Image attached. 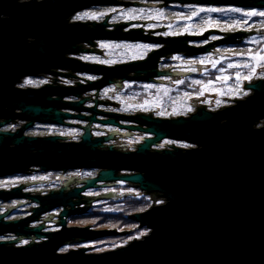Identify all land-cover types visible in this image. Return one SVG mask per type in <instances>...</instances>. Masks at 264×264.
I'll return each mask as SVG.
<instances>
[{"label":"water","instance_id":"1","mask_svg":"<svg viewBox=\"0 0 264 264\" xmlns=\"http://www.w3.org/2000/svg\"><path fill=\"white\" fill-rule=\"evenodd\" d=\"M138 1L0 0V178L32 167L96 170L89 178L70 176L58 190L43 195L23 193V186L0 190L3 202L26 199L0 212V236L14 235L11 240H0V264H264V77L243 84L249 93L227 106L215 110L198 106L176 117L105 112L97 109V99L87 107L83 103L89 98H80L111 83L117 87L122 81L162 84L163 77L197 75L193 69H159L160 59L177 53L191 57L220 45L240 44L253 34L263 35L264 29H209L202 34L162 37L141 28L124 31L131 22L109 24L108 15L99 22L71 20L75 13L93 7L177 4L264 9V0ZM212 34L220 37L200 46L190 44ZM97 41L160 46L144 59L111 66L75 57L91 53ZM77 73L100 77L73 85L57 83L59 77L77 78ZM43 75L53 76L51 83L17 86L25 76ZM63 118L87 122L79 127L83 132L78 141L23 134L34 121L77 126L64 123ZM17 119L25 123L14 131L1 130ZM93 122L116 129L92 137ZM139 133L142 137L132 149L109 143L116 136L134 138ZM163 140L189 146L158 147ZM119 181L150 195L154 202L162 199L163 203L130 215L147 234L101 252H90L88 247L58 252L73 239L86 242L132 232L66 227L65 217L83 213L94 200L115 194L107 191L88 197L83 192L117 186ZM28 200L36 204L29 216L5 220ZM57 207H61L55 220L60 230L41 232L44 224L28 226L38 215ZM23 239L29 242L18 245Z\"/></svg>","mask_w":264,"mask_h":264},{"label":"rangeland","instance_id":"2","mask_svg":"<svg viewBox=\"0 0 264 264\" xmlns=\"http://www.w3.org/2000/svg\"><path fill=\"white\" fill-rule=\"evenodd\" d=\"M138 3H143V4H158L155 2H148L144 0L138 1ZM175 7L181 8L184 10H189V11H180L178 12L175 16L172 17L169 13V10H175ZM220 7H231V8H237V7H232V6H202V5H177V4H172V5H166V6H160V5H142L139 4L137 6H105L102 8H89L83 11H79L75 13L72 17V21H102L105 16L108 15V19L110 21H118L120 19L126 18V17H131L140 20L145 19V29H153V28H160V27H165L163 28V33L166 35H176V34H202L204 31L209 30V29H216L221 32H232V31H238L241 30L237 28V25L234 23L232 24V28H229V24L225 25L221 20H218V17H213L215 13L218 14H225L228 11L231 10H225L223 12L220 11H207V9L215 8V9H220ZM200 9H205V11H200ZM242 11L240 12L241 14L245 15V13L252 12V11H257V12H264V9H243L239 8ZM143 11L144 15H137L139 11ZM88 13L89 15L84 16L83 19H74L78 14H84ZM195 13V14H194ZM246 16V15H245ZM112 18V20H111ZM248 18V17H247ZM221 19V18H220ZM149 20H153L152 23H150ZM140 26V23L136 24ZM143 26V25H142ZM249 31V28L242 29ZM161 32V29L155 30L153 32ZM148 33V32H145ZM150 34V33H149ZM152 35V33H151ZM254 35L249 36L245 40H250V42H255L258 40V37H255L254 39L252 38ZM220 37V35L215 34L212 35V37ZM252 38V39H251ZM242 43V42H241ZM240 43V44H241ZM99 44L101 46L96 45V49H98V46L102 49H106V53L108 54V51L110 48H113L110 41H101ZM153 45V46H152ZM153 43H145V47L142 44H119L117 47L124 46V50H121L118 48L117 53L121 55V57H124L125 55L132 54V57H141L143 54L147 53L151 48L154 47ZM233 46L236 44H224L220 46ZM87 44H84L83 47H87ZM160 46V45H159ZM220 46L215 47L208 53L196 55V56H191V58L186 57V56H181V55H171L166 57H162V61L159 62V69H170V70H189L193 69L199 73H206L210 69H214L217 65H219L221 62L225 63V67L222 68H227L229 65L234 64H239L241 59L237 61H230L231 58H234V56L239 57L240 53L239 50L237 52L236 49H232L231 51H220ZM153 50V49H152ZM214 51L216 54H214ZM150 52V51H149ZM231 52V53H230ZM260 53L261 55H264V51L261 49H257L254 52H250L248 56H250L249 61H245V63H241L242 65L248 64L249 67L245 68V72L241 73L239 76V79L236 78L233 80L234 85H229L230 81L232 80L231 74H228L226 72L221 73V77L217 80H211L208 79L206 83H202L201 89L198 93H196L193 96L185 98V103L184 107L179 109L178 107L181 106L180 99H177L175 95H173L172 92L177 90V87L182 86L186 80H184L187 76L184 77H163L162 79L164 82L162 84H156L155 86L151 84L152 90H156L155 96L154 95H147L143 98L136 99L132 104V109H134L135 105L138 104L140 108H142L145 112L151 113L153 116L157 117H170V113L167 108H174L175 110H181V113H184V115H187L194 110H196V107H201L205 105L206 108L215 110L224 106H227L231 103H233V99H238L242 98L245 96L243 93L247 92L249 93V90L244 89L243 84L252 82L258 78H263L264 77V61H261L257 63L256 60H253L252 57L256 54ZM203 55V56H201ZM76 58H81L84 60L86 57L84 53L75 55ZM166 60H170L169 62ZM166 64V65H165ZM215 65V66H213ZM164 66H166L164 68ZM255 66V73L252 75L251 79H244V77L248 76L251 73L252 67ZM33 81V85H38L41 83L42 80L40 79H30ZM74 79H71V81ZM194 80V79H193ZM76 81V80H74ZM73 81V82H74ZM78 82V81H77ZM197 82V81H196ZM72 83V82H71ZM75 84V83H74ZM21 85H24L23 83ZM73 85V84H71ZM154 88V89H153ZM240 90L237 92V90ZM223 97H226L228 99H225ZM230 99V100H229ZM221 101L220 105L217 106V101ZM165 109V110H164ZM180 112V111H179ZM137 136V135H136ZM139 137H142V134L139 133ZM135 137V136H134ZM124 142H132L133 144L138 142L134 138H123ZM124 142L120 143L124 144ZM163 143H171L169 140H163L161 141ZM177 143V142H175ZM177 146H182L185 147V145H188L186 143H183V145H180L179 143L176 144ZM189 146V145H188ZM187 146V147H188ZM24 179H21L22 181ZM6 183V181L2 180L0 181V186L2 184ZM107 191H112L115 192L113 194V198L110 199H102L98 200L97 203L101 204L100 208L101 210L106 211L111 210V208H115L118 206V204L123 203V198L126 197H131L132 198H141L146 202V208L151 206V204L159 203L162 201V199H158L157 201H152L150 198V195H145L143 194L138 188L134 187H129L124 185L123 182H117V186H113L110 188H102L98 189V193H105ZM24 200H21L23 202ZM20 202V201H18ZM114 202V203H113ZM26 204V203H25ZM9 207V206H8ZM145 208V209H146ZM143 209V210H145ZM142 210V211H143ZM108 213H106L107 215ZM104 219V217H103ZM132 220V219H131ZM133 221V220H132ZM134 222V221H133ZM135 225V226H134ZM134 225L126 230H132L131 233H126L123 235H119L118 237L113 238L112 243H106L102 242L100 240L94 241V242H87L85 243V246H92L89 247L92 252H101L104 250L112 249L117 246H121L125 244V242H128L132 239H135V237H142L140 236L141 232H146L147 229L145 227L138 228V224L134 222ZM136 227V228H135ZM118 231V230H117ZM123 231V230H119ZM130 237H133L130 239Z\"/></svg>","mask_w":264,"mask_h":264},{"label":"flooded vegetation","instance_id":"3","mask_svg":"<svg viewBox=\"0 0 264 264\" xmlns=\"http://www.w3.org/2000/svg\"><path fill=\"white\" fill-rule=\"evenodd\" d=\"M97 8H102V7H97ZM137 15H144V12L140 10ZM149 21L150 23H152L151 20ZM125 22H131V23L130 25H128L127 27L123 29L124 31L130 30V29L141 28L144 31V33L145 32H148L150 34L152 33L153 36L166 37V36L183 35V34L166 35L163 33L164 31L163 29H161V32L160 31L153 32L154 30H157V28L145 29L144 27L145 19L139 21L138 19L131 18L129 16L126 18L120 19L118 21H110L108 19L109 24H120V23H125ZM138 23H140V26L136 25ZM212 35H215V34H212ZM212 35H210L209 38L205 41L191 42L190 44L196 45V46L204 45L210 41L215 40V39H212ZM100 42L101 41H97L94 46L93 51L91 53H84L86 57L84 58V60H82L81 58L80 60L88 62V63H97L101 65L111 66V65H115L119 63L129 62L132 60L144 59L149 53V51L159 47V45H154L153 48H151L146 54L144 53L143 56L141 57L133 58L132 54L130 53L129 55H126L127 56L126 58V56L121 57V55L117 53L118 48L121 50H124L125 47L124 46L117 47V45L128 43V45L142 44L145 47V42L110 41L113 48H110V50L108 51V54L105 52L106 51L105 48L101 49L99 47L101 46V44H99ZM96 45H99L98 50L95 48ZM175 55L185 56L183 53H177ZM160 61H162V59H160ZM166 61L169 62L170 60H166ZM76 77L77 78L59 77L57 83L61 85H71V84L76 83L77 81L85 83L87 80H96L100 76L77 73ZM35 78L42 80L41 83L38 85L25 84L26 80L35 79ZM52 79H53V76H50V75H43V76H37V77L25 76L22 78L20 83H17V86L23 87V88L24 87H35L36 88V87L45 85L47 83H51ZM71 79H74L76 81L74 80L71 81ZM22 83L24 84L23 86H21ZM121 84H122L121 87H117L114 83H111L107 86L102 87L98 91L91 90V91H87L81 94L80 98H84V97L89 98V100L83 103V106L91 107L95 105L93 100L97 99V103H96L97 109L105 111V112H114V113H121V114H134L136 112H145L142 108H140V106H138V104H136L134 109H132L131 103H133L136 98H140L138 96L140 92H137L136 88L141 87L145 91V86L151 85L153 83L141 82V81H122ZM63 122L75 124L77 126L76 127L68 126L66 124L57 125V124L40 123V122L34 121L30 127L25 129L23 134L26 136H36V137L57 135L60 137H67L66 138L67 141H78L80 139L79 137L81 133L83 132L79 127L85 125L87 122L79 121V120H70V119H65V118H63ZM119 122L124 123V124L127 123L124 121H119ZM24 123L25 121H20L17 119L15 122L12 121L9 124L2 127L1 130L14 131L17 128L21 127ZM114 129L116 128L112 126L101 125L95 122L91 124L92 137L104 135L106 134L105 131H110ZM117 130L119 132H125V130L123 129H117ZM122 142H124V139L120 136H116L115 139L110 141L109 143L119 145ZM127 142L128 141H125L124 143L126 144ZM95 174H96V170H92V169H76V170H68V171L62 172V171H41L39 167H32L27 172L17 173V174H13V175L0 178V181L2 180L6 181V183L0 186V190H11L12 188L17 187V186H23L21 190V192L23 193H29L31 195H34V194L43 195L51 190H58L60 186H62V183L70 176H75V177L78 176L80 178H89V177L95 176ZM33 177H35V179H32ZM21 179H24V180L20 181ZM71 187H73V185H71ZM97 191L98 189H88L82 194L84 196L94 197L100 194ZM22 200H26V199H22ZM98 200L99 199L94 200L90 204V207L85 212L72 215L69 217H65L66 227H77V228L88 227L90 231H96V230H102V229H108V230L113 229V230H118V231L122 230V229H117L115 227L102 226L104 222L103 217L106 216L107 212L99 209L101 204L97 203ZM18 201H21V200L16 199V200H11L9 202H3L0 200V212H3L8 206L16 205ZM35 206H36L35 203L28 200L26 201V204L16 207L14 210H12L10 214L5 218V220H14V219H21V218L27 217L32 213V209ZM83 206L84 204H81L77 206V208L80 210ZM60 210H61V207H57L48 212L42 213L38 215L36 221L28 223V226L33 227V226H37L40 224H44V227L42 228L41 232L58 231L61 229V226L59 225V223H56L55 220L59 219L58 214ZM49 216H50V219L46 220V217H49ZM0 237L3 238L0 240H11L13 239L14 235L5 234ZM115 237H118V236H105V237H101V238L86 241V242H79V241H76L78 239H73L72 241H69L66 244H64L62 247H60L58 252H65V251H61V249H65V248L68 251L70 249L87 247L85 246V243L94 242L98 240L102 242H106V243H112L113 238ZM40 240L42 239H39L38 241ZM25 241H27V243L29 242V240L23 239L18 243V245L26 244L24 243ZM89 251L92 252L91 249Z\"/></svg>","mask_w":264,"mask_h":264},{"label":"trees","instance_id":"4","mask_svg":"<svg viewBox=\"0 0 264 264\" xmlns=\"http://www.w3.org/2000/svg\"><path fill=\"white\" fill-rule=\"evenodd\" d=\"M220 9L230 10L233 8L220 7ZM180 11H189V10H184V9L175 7V10H169V13H171L170 15H172L173 17ZM213 17H218L219 18L218 20H221V22H223L225 25L227 24L231 25L229 26V28H232L233 27L232 24L235 23L237 25V28L239 29H246V28H249L250 30H263L264 29V16H252L249 18L248 16H245L241 14L240 12L228 11L227 13L221 14V15L218 13H215ZM255 37H258V40L255 42H250V40H243L241 44L219 47L220 51H225V50L231 51L232 49H236L238 52L239 50L238 53H240V56L239 57L234 56V58L230 59V61H237L241 59L240 61H238L240 62L239 64H234L233 67L222 68V67H225V63L221 62L214 69H210L206 73H199L194 76H187L184 79L186 80V82L182 86L177 87L176 91L172 92L173 95L177 97V99H180V101H182L180 104L181 106H179L178 108L181 109L182 107H184L183 105L185 103V98L193 96L200 91L202 83L203 84L206 83L208 79L218 80L221 77V75H223L221 73L226 72L228 74H231L232 80L230 81L229 85H234L233 80L237 78V73H239V76H240L241 73L245 72V67L241 63L243 62L245 63V61H249L250 56H248V54L250 52H254L257 49H261L264 51V34L262 35L260 32L259 34L254 35L252 38L254 39ZM149 86L151 87V85L145 86V91L141 87L136 88L137 92H140L138 95L140 98H143L144 96H147V95L155 96L156 90H152L151 88H149ZM152 86H155V84ZM136 99H139V98H136ZM166 110H168V112L170 113L169 115L170 117L184 115V113H181L182 111L178 109L175 110L174 108L173 109L167 108ZM164 118H166V116H164ZM179 144L183 145V143H179ZM145 204L146 202L141 198L139 199L137 197L132 198V199L131 197L123 198L122 204H118V206H116L115 208H111V210H108V209L106 210L108 214L104 216V219H103L104 222L102 226L115 227L117 229H122V230L131 228L134 225V222L131 220L130 215L136 212H140L143 209H145L146 208Z\"/></svg>","mask_w":264,"mask_h":264},{"label":"snow or ice","instance_id":"5","mask_svg":"<svg viewBox=\"0 0 264 264\" xmlns=\"http://www.w3.org/2000/svg\"><path fill=\"white\" fill-rule=\"evenodd\" d=\"M231 11H235V12H241L242 10L239 9V8H233V9H230ZM200 11H205V9H200ZM207 11H220V12H223L225 11V9H207ZM195 14V13H194ZM86 15H89L88 13H84V14H78L76 17H74V19H83L84 16ZM246 16H248L249 18L252 17V16H264V12H257V11H252V12H248V13H245ZM212 39H217V37H212ZM253 60H256L257 63L261 62V61H264V55H261L260 53H256L253 57H252ZM215 66V65H213ZM229 67H233V65H229ZM244 67L247 68L249 67L248 64H244ZM255 73V66L252 67V70H251V73L244 77V79H248L250 80L252 75ZM237 78L239 79V73H237ZM33 81L32 80H26L25 81V84H32ZM23 86V85H21ZM240 90L238 89L237 92H239ZM244 95H247L248 93L247 92H244L243 93ZM217 106L220 105L221 101H217ZM188 145H185V147H187ZM32 179H35V177H33ZM159 203H163L162 201L159 202ZM147 233L146 232H141L140 233V236H143V235H146ZM133 237H130V239H132ZM135 238H139V237H135ZM0 239H3L2 237H0ZM24 243H27V241H25ZM126 243V242H125ZM61 251H67V249H61Z\"/></svg>","mask_w":264,"mask_h":264},{"label":"built area","instance_id":"6","mask_svg":"<svg viewBox=\"0 0 264 264\" xmlns=\"http://www.w3.org/2000/svg\"><path fill=\"white\" fill-rule=\"evenodd\" d=\"M138 135L139 134H137V136L135 135L134 139L137 140V141H140V138L141 137H139ZM171 143L172 144H175V145L177 144V143H175L173 141H171ZM164 144H169V143H163V142H161L158 147L163 148L164 147ZM122 145H124L127 149H132L134 144L132 142H127L126 144L124 143Z\"/></svg>","mask_w":264,"mask_h":264}]
</instances>
